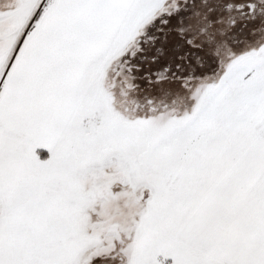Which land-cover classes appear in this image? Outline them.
<instances>
[{"label": "snow or ice", "instance_id": "obj_1", "mask_svg": "<svg viewBox=\"0 0 264 264\" xmlns=\"http://www.w3.org/2000/svg\"><path fill=\"white\" fill-rule=\"evenodd\" d=\"M0 264H264V0H0Z\"/></svg>", "mask_w": 264, "mask_h": 264}]
</instances>
